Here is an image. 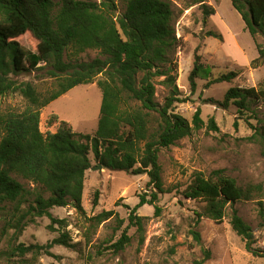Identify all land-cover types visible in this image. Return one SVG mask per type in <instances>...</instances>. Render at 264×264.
<instances>
[{
	"label": "trees",
	"instance_id": "16d2710c",
	"mask_svg": "<svg viewBox=\"0 0 264 264\" xmlns=\"http://www.w3.org/2000/svg\"><path fill=\"white\" fill-rule=\"evenodd\" d=\"M229 1L254 41L256 62L264 61V45L256 40L258 35L264 36V0ZM120 2L124 10L117 15V0H0V97L18 93L28 102L21 113H0V215L8 212L0 232L2 237L7 236V250L0 252V259H21L22 264H30L41 256L57 259L51 252L55 246L77 248L66 232L45 245L26 246L18 239L38 218L50 221L47 229L51 232H55V226L65 229L66 221L53 217L52 209L71 204L82 211L90 153L102 169L147 175L146 186L151 191L139 196V203L130 209L128 217L129 226L141 231L143 218L136 211L149 205L158 215V196L173 191L164 188L159 152L204 125L199 109L191 122L173 111V105L183 101L167 67L177 42L170 4L165 0ZM203 14L213 15L214 10L205 7ZM25 35L35 46V53L27 52L18 42ZM209 36L218 37L212 33ZM87 50H98L104 58L87 62L65 60L69 51L75 55ZM41 70L55 81V89L46 95L37 93L29 82L16 80ZM99 75L102 77L97 86L102 99L93 135L75 133L69 123L59 121L56 115L49 120V124L58 125L56 132L43 134L39 129L41 110L73 88L92 84ZM237 75H219L205 86L230 83ZM200 76L208 78L210 72L197 56L188 76L192 92ZM161 77L170 89L163 106L155 101L154 80ZM249 101H264V80L259 89L230 88L218 104L222 108L234 105L243 114L251 112ZM208 124L209 130L217 131L213 119ZM253 130L252 139L260 143L264 157V123ZM253 191H258V187L243 189L234 179L216 171L209 177L196 173L179 194L185 200L204 204L202 211L195 214L197 223L202 218L222 223L226 206L251 200ZM98 195L95 192L94 205ZM113 216V211H103L96 220L99 224ZM229 224L245 242L248 252L264 260V249L253 247L252 229L237 211L232 212ZM192 235L199 243L200 235L194 231ZM129 240L126 229L112 248L121 251Z\"/></svg>",
	"mask_w": 264,
	"mask_h": 264
},
{
	"label": "rangeland",
	"instance_id": "374dc122",
	"mask_svg": "<svg viewBox=\"0 0 264 264\" xmlns=\"http://www.w3.org/2000/svg\"><path fill=\"white\" fill-rule=\"evenodd\" d=\"M165 1L174 14L173 28L177 39L167 67L175 77L178 97L183 101L175 103L173 111L191 122L199 109L204 123L201 129L158 154L164 188L173 191L158 196V215L154 206L149 205L136 211V215L143 218L139 231L137 227L129 226L128 217L130 209L139 203V196L149 195L151 191L146 186L147 175L94 169L98 164L90 153L91 168L85 174L82 211L71 204L52 209L53 217L66 221L65 229L55 226V232H51L47 229L50 221L38 218L18 239L26 246L45 245L66 232L72 242L78 244L77 248L55 246L51 252L57 259L41 256L30 264H264L263 259L248 252L245 242L229 224L232 212L237 211L252 229L253 247L264 249V157L260 143L252 139L253 127L264 123V101H249L251 112L243 114L234 105L222 108L218 104L232 87L259 89L264 80V61L256 62L258 53L254 41L229 0H204L197 4L198 0ZM117 3L119 15L124 6L120 0ZM205 7L213 9L214 14L205 17ZM210 33L218 37L209 36ZM256 40L264 45V36L258 35ZM18 42L27 52H36L27 35ZM197 56L210 72V77L197 78L192 92L188 76ZM95 58L103 59L104 56L98 50L75 55L69 51L65 60L87 62ZM229 72L238 73L230 83L206 88L207 81ZM101 77L99 75L92 84L73 88L42 109L40 131L55 133L58 125L49 124V120L56 115L59 121L69 123L75 133L93 135L101 107L102 94L97 86ZM16 80L29 82L40 95L55 89V81L43 70L22 75ZM164 80L163 77L154 80L155 101L160 106L170 93L162 83ZM27 105L26 99L18 93L0 97V113H21ZM210 119L214 120L217 131L209 130ZM216 171H222L243 189L258 187V191L252 192L253 198L249 201L228 204L222 223L207 218L197 223L195 214L202 211L204 204L185 200L179 193L191 183L196 173L209 177ZM95 192L99 193L96 205ZM103 211H113L114 216L98 224L96 217ZM7 217L8 212L0 215V232ZM126 229L129 244L115 252L112 245ZM192 231L200 235L199 243ZM7 244V236L0 235V252L7 250ZM20 261L0 259V264H22Z\"/></svg>",
	"mask_w": 264,
	"mask_h": 264
},
{
	"label": "water",
	"instance_id": "95a60500",
	"mask_svg": "<svg viewBox=\"0 0 264 264\" xmlns=\"http://www.w3.org/2000/svg\"><path fill=\"white\" fill-rule=\"evenodd\" d=\"M94 169L101 170L102 169V166L101 165H97Z\"/></svg>",
	"mask_w": 264,
	"mask_h": 264
}]
</instances>
